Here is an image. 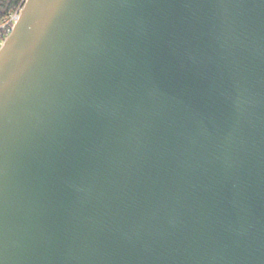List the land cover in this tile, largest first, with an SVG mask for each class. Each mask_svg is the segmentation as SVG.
I'll return each instance as SVG.
<instances>
[{
    "label": "water",
    "instance_id": "water-1",
    "mask_svg": "<svg viewBox=\"0 0 264 264\" xmlns=\"http://www.w3.org/2000/svg\"><path fill=\"white\" fill-rule=\"evenodd\" d=\"M0 264H264V0H27Z\"/></svg>",
    "mask_w": 264,
    "mask_h": 264
},
{
    "label": "built area",
    "instance_id": "built-area-1",
    "mask_svg": "<svg viewBox=\"0 0 264 264\" xmlns=\"http://www.w3.org/2000/svg\"><path fill=\"white\" fill-rule=\"evenodd\" d=\"M27 0H22L20 6L11 13L0 26V40L1 44L7 39V37L12 33L16 22L19 20L21 12L23 10L24 4Z\"/></svg>",
    "mask_w": 264,
    "mask_h": 264
},
{
    "label": "trees",
    "instance_id": "trees-1",
    "mask_svg": "<svg viewBox=\"0 0 264 264\" xmlns=\"http://www.w3.org/2000/svg\"><path fill=\"white\" fill-rule=\"evenodd\" d=\"M21 2L22 0H0V26L20 6Z\"/></svg>",
    "mask_w": 264,
    "mask_h": 264
},
{
    "label": "rangeland",
    "instance_id": "rangeland-1",
    "mask_svg": "<svg viewBox=\"0 0 264 264\" xmlns=\"http://www.w3.org/2000/svg\"><path fill=\"white\" fill-rule=\"evenodd\" d=\"M0 46H1V40H0Z\"/></svg>",
    "mask_w": 264,
    "mask_h": 264
}]
</instances>
